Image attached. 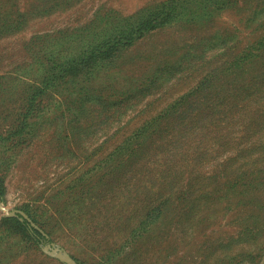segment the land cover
<instances>
[{"label":"rangeland","instance_id":"obj_1","mask_svg":"<svg viewBox=\"0 0 264 264\" xmlns=\"http://www.w3.org/2000/svg\"><path fill=\"white\" fill-rule=\"evenodd\" d=\"M165 1L0 0V264H264V0H175L30 105L52 61Z\"/></svg>","mask_w":264,"mask_h":264},{"label":"trees","instance_id":"obj_2","mask_svg":"<svg viewBox=\"0 0 264 264\" xmlns=\"http://www.w3.org/2000/svg\"><path fill=\"white\" fill-rule=\"evenodd\" d=\"M181 8L178 9V3L175 0H167L159 5L144 10L131 21L120 28L115 27L114 33L104 37L101 41L89 45L86 49L78 54L72 55L61 62L52 61L51 65L44 68L43 79L40 80L39 86L34 88L29 98L30 105L38 97H41L57 84L66 78L76 75L83 69H92L104 61L110 59L114 54L124 47L131 46L135 41L143 38L151 31L163 27L164 25L182 16ZM29 112L24 115L27 118ZM5 195V185L3 177L0 176V199ZM29 218L33 223H37L36 219L27 211ZM7 230L22 233L27 241L38 245L40 242L49 243V238L42 235L38 229L31 228L27 220L19 221L16 217L3 218ZM41 229L40 227H38ZM42 230V229H41ZM43 231V230H42ZM44 232V231H43Z\"/></svg>","mask_w":264,"mask_h":264},{"label":"water","instance_id":"obj_3","mask_svg":"<svg viewBox=\"0 0 264 264\" xmlns=\"http://www.w3.org/2000/svg\"><path fill=\"white\" fill-rule=\"evenodd\" d=\"M0 209H1V202H0ZM5 215L7 217H20L23 220H27V222L29 223L30 227H32L34 229H38L42 233V235L47 237V235L41 229H39L38 226H36L32 222V220L23 211L16 210V211L8 212L7 210H5ZM47 248H50L49 244H48ZM51 255L55 256L56 258H58L60 261H62L65 264H78L71 257L63 255L61 252H58L56 250H53Z\"/></svg>","mask_w":264,"mask_h":264}]
</instances>
